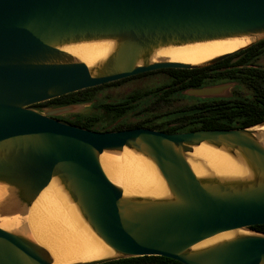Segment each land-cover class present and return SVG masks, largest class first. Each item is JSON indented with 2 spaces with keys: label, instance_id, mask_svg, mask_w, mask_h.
Returning a JSON list of instances; mask_svg holds the SVG:
<instances>
[{
  "label": "water",
  "instance_id": "1",
  "mask_svg": "<svg viewBox=\"0 0 264 264\" xmlns=\"http://www.w3.org/2000/svg\"><path fill=\"white\" fill-rule=\"evenodd\" d=\"M232 40L246 45L198 64L156 57L161 50ZM262 40L264 0H0V224H27L32 203L53 183L111 251L71 264L144 256L264 264V234L250 230L264 225V122L173 135L95 132L57 120L82 114L91 102L31 108L146 72L206 67ZM91 43L111 49L90 67L64 50ZM229 87L187 94L223 97ZM201 145L226 154L242 174H214L191 156ZM123 150L153 166L163 196L127 195L106 177L99 157ZM191 163L205 173L196 175ZM12 229L0 228V264L53 263L30 235Z\"/></svg>",
  "mask_w": 264,
  "mask_h": 264
},
{
  "label": "bare ground",
  "instance_id": "2",
  "mask_svg": "<svg viewBox=\"0 0 264 264\" xmlns=\"http://www.w3.org/2000/svg\"><path fill=\"white\" fill-rule=\"evenodd\" d=\"M245 45L246 41L243 40L195 44L161 50L156 57L172 62L198 64ZM110 49L109 43H91L67 47L64 50L90 67L104 58ZM191 156L201 160L218 176L229 177L242 174L240 166L231 158L206 145L193 148ZM99 162L106 177L120 185L127 195L160 197L166 193L165 185L153 166L144 158L128 150H123L118 157L104 153L99 157ZM191 165L196 175L201 176L205 173L198 164L191 163ZM1 196L0 190V198ZM26 222L31 239L48 251L53 259L52 264L87 262L103 258L111 252L87 228L75 209L53 183L32 203ZM15 224L13 219L1 223L0 228L9 230ZM220 236L228 237V235Z\"/></svg>",
  "mask_w": 264,
  "mask_h": 264
},
{
  "label": "flooded vegetation",
  "instance_id": "3",
  "mask_svg": "<svg viewBox=\"0 0 264 264\" xmlns=\"http://www.w3.org/2000/svg\"><path fill=\"white\" fill-rule=\"evenodd\" d=\"M262 57L249 67L255 73L242 74L241 68V75L235 79H222L216 74V68L224 59L183 74L168 71L182 69H160L138 74L107 87L115 89L113 98H102V89L98 91L96 100L99 105L124 109L116 118L118 131L146 129L173 135L200 130L240 129L237 124H230L232 121L225 114H238L244 107L256 112L264 110V68L258 65ZM127 85L131 89L118 91ZM224 85L230 87L223 97L187 94L188 91Z\"/></svg>",
  "mask_w": 264,
  "mask_h": 264
},
{
  "label": "trees",
  "instance_id": "4",
  "mask_svg": "<svg viewBox=\"0 0 264 264\" xmlns=\"http://www.w3.org/2000/svg\"><path fill=\"white\" fill-rule=\"evenodd\" d=\"M262 56H264V40L224 59L222 62L219 63L220 66L216 68V74L222 79H226V78L235 79L241 75L240 70L242 69H243L242 74L255 73L254 71L249 69V67L252 65V63L257 61ZM168 71H175L178 72L179 74L189 72L187 70H168ZM124 80H127V78L120 81H124ZM114 83L104 84L94 88H88L79 92L64 95L40 104L33 105L31 106V108L40 111L42 109H47V108H57L65 105L84 104L91 102L92 103L91 110L93 112L89 114L68 115L63 118H57V120L71 126H76L79 128H83L95 132L118 131L120 130V128L117 127L116 118L119 117L124 112V109H117L106 104L99 105V103L96 100L98 91L107 88L113 85ZM220 109L221 111H224L223 108ZM253 110H251V108L249 110L244 107L243 109L238 111V114H236V112H227L225 116L226 118L232 121L230 122V124H237L241 128H248L253 125L264 122V110L261 109L258 112ZM250 230L260 234H264V225H256L250 227ZM103 264H181V263L160 256H144V257L116 260V261L106 262Z\"/></svg>",
  "mask_w": 264,
  "mask_h": 264
},
{
  "label": "rangeland",
  "instance_id": "5",
  "mask_svg": "<svg viewBox=\"0 0 264 264\" xmlns=\"http://www.w3.org/2000/svg\"><path fill=\"white\" fill-rule=\"evenodd\" d=\"M258 65L259 66H261L262 68H264V57H262L259 61H258ZM130 85V84H129ZM127 89H131V86H124V87H122L121 89H118V91L119 90H121L122 92L123 91H126ZM115 92V89L114 88H104L102 91H101V93H103L102 95H103V97L102 98H104V96H106V97H109V98H113V96H114V93ZM40 111H43V109L42 110H40ZM91 112H93L92 110H91V106H87V107H85V108H83V110H82V114H89V113H91ZM68 116V115H67ZM65 117V116H64ZM59 118H63V117H59ZM119 156V155H118ZM118 156H116V157H118ZM117 184V183H116ZM118 185V184H117ZM118 186H120V185H118ZM121 187V186H120ZM12 230H15V231H19V232H21V231H23V232H25V233H27V235H29V230H28V225L27 224H25V223H22V224H18L17 226H14L13 227V229ZM247 231H250L249 229L247 230ZM252 232V231H251Z\"/></svg>",
  "mask_w": 264,
  "mask_h": 264
}]
</instances>
